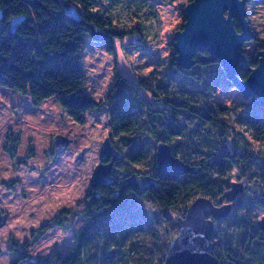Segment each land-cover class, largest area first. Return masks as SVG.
Masks as SVG:
<instances>
[{
  "label": "trees",
  "instance_id": "obj_1",
  "mask_svg": "<svg viewBox=\"0 0 264 264\" xmlns=\"http://www.w3.org/2000/svg\"><path fill=\"white\" fill-rule=\"evenodd\" d=\"M53 1L64 16L62 7H73L81 22L65 18L79 23L84 36L103 41L104 50L111 54H116L115 38L128 34L122 27L128 23L119 18V10L136 11L145 6L131 0ZM258 2L261 0H252L246 8L252 9ZM234 25L240 32L236 21ZM252 41L255 39L243 45L250 49L244 53L246 63L236 71L241 80L256 68L257 54L264 45ZM175 56L173 52L168 63L152 69L137 86L117 73L103 98L84 96L86 113L106 116L110 137L123 156L115 165L125 164L126 171L121 174L113 169V184L90 190L84 222L64 256L31 258L23 251L25 255L13 264H162L177 234V218L196 198L207 197L219 205L231 184L250 187L264 180V105L255 97L242 95L220 61L203 62L207 53L197 52L190 69L179 67ZM141 89L149 91L161 107L151 109L138 94ZM228 89L235 90V96L222 98ZM6 138L9 156L16 160L20 139L10 134ZM160 141L199 172L155 173V147ZM174 141L179 150L172 145ZM131 171L154 177L153 190L138 195L125 182ZM256 200V195L249 197L241 191L229 216L215 224L213 239L217 243L212 241L218 264H264V248L253 238L259 208ZM76 216L60 211L35 237L44 235L53 224L69 225ZM12 251L19 250L13 247Z\"/></svg>",
  "mask_w": 264,
  "mask_h": 264
},
{
  "label": "rangeland",
  "instance_id": "obj_2",
  "mask_svg": "<svg viewBox=\"0 0 264 264\" xmlns=\"http://www.w3.org/2000/svg\"><path fill=\"white\" fill-rule=\"evenodd\" d=\"M188 1L131 0L146 9L119 10L128 34L115 38L116 54H111L103 41L84 36L81 25L65 18L53 0H0V210L7 216L0 227V264H13L23 251L31 258L69 251L85 219V194L100 146L110 137L106 116L86 113L84 96L103 98L117 73L137 86L152 69L168 63ZM258 3L246 9L256 33L252 42L264 44V0ZM138 94L151 109L161 107L149 91ZM234 96L228 89L222 98ZM8 134L20 139L16 160L7 150ZM56 135L70 140L60 154L52 147ZM115 168L126 171L125 164ZM258 189L259 184H250L245 195L255 197ZM63 210L78 216L36 238L35 232ZM262 215L258 208L257 219Z\"/></svg>",
  "mask_w": 264,
  "mask_h": 264
},
{
  "label": "water",
  "instance_id": "obj_3",
  "mask_svg": "<svg viewBox=\"0 0 264 264\" xmlns=\"http://www.w3.org/2000/svg\"><path fill=\"white\" fill-rule=\"evenodd\" d=\"M251 0H190L183 7L184 23L174 34V53L178 66L190 69L197 52H205L207 57L201 60L205 63L220 61L227 78L233 81L242 95L255 97L259 104L264 105V47L258 52V64L252 69L245 80L236 76L241 64L246 63L243 45L251 40L255 33L246 9ZM65 16L77 22L75 10L64 5ZM235 21L240 32L235 28ZM16 23V20H13ZM70 144L65 136L56 135L52 139V147L56 154L62 153ZM121 152L115 147L110 137L104 139L98 153V163L94 167L89 188L108 187L115 182L113 176L114 164L122 159ZM33 168V167H30ZM35 168V167H34ZM33 168V169H34ZM50 167L40 170V177ZM155 172H172L178 175L196 174L195 168L175 156L171 146L160 141L155 147ZM125 182L138 195L151 192L156 184L154 177L130 173ZM242 184L233 183L224 193V200L219 205L207 197L196 198L185 210L182 217L177 218V234L169 243L162 264H218L214 253L213 234L214 222L225 219L232 210V202L243 190ZM88 194H86L87 196ZM7 216L0 210V227L6 223ZM259 230H264V217L257 221Z\"/></svg>",
  "mask_w": 264,
  "mask_h": 264
},
{
  "label": "flooded vegetation",
  "instance_id": "obj_4",
  "mask_svg": "<svg viewBox=\"0 0 264 264\" xmlns=\"http://www.w3.org/2000/svg\"><path fill=\"white\" fill-rule=\"evenodd\" d=\"M183 7L181 8V12H182V17H183ZM75 14L77 15V13L75 12ZM116 164V163H115ZM115 164H114V167H115ZM114 167H113V169H114ZM262 177V176H261ZM263 178H264V176L262 177V180H263ZM242 186H243V192H245L246 191V189H247V187H245L243 184H242ZM90 190L91 189H89V190H87L86 191V194H88L86 197H85V201L87 200V199H89L90 198V194H91V192H90ZM85 194V195H86ZM257 203H258V205H259V208H260V210L263 212V215L262 216H260V218H258L257 219V221L258 220H260L262 217H264V180L263 181H260V183H259V189H258V192H257ZM223 203H227L225 200H224V195H223ZM86 204V203H85ZM184 215V214H183ZM182 215V216H183ZM182 216H180V217H182ZM84 217H85V215H84ZM219 220H217V221H215L214 222V226H215V224L218 222ZM257 221H256V231H255V233H254V239H257L258 241L257 242H260L261 243V247L262 248H264V230H259L258 229V227H257ZM81 228V227H80ZM79 228V229H80ZM78 229V230H79ZM252 238V240H254ZM215 243H217V241L215 240V239H212ZM220 257L222 258V260L223 259H225V255H220Z\"/></svg>",
  "mask_w": 264,
  "mask_h": 264
},
{
  "label": "bare ground",
  "instance_id": "obj_5",
  "mask_svg": "<svg viewBox=\"0 0 264 264\" xmlns=\"http://www.w3.org/2000/svg\"><path fill=\"white\" fill-rule=\"evenodd\" d=\"M155 171V170H154ZM156 173V172H155ZM153 176H155V175H153Z\"/></svg>",
  "mask_w": 264,
  "mask_h": 264
}]
</instances>
